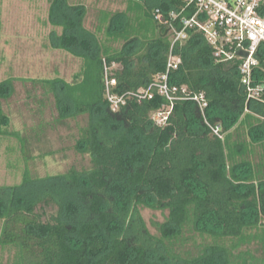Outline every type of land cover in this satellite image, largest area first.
Here are the masks:
<instances>
[{
	"label": "trees",
	"instance_id": "1",
	"mask_svg": "<svg viewBox=\"0 0 264 264\" xmlns=\"http://www.w3.org/2000/svg\"><path fill=\"white\" fill-rule=\"evenodd\" d=\"M48 2L53 24L63 28L52 46L83 64L73 82H36L54 94L59 119L89 116L76 149L90 156L92 167L44 178H33L27 167L20 185L0 188V264L6 252L10 264H264L239 252L254 241L264 250V103L248 101L240 61L219 62L204 36L190 30L175 47L182 63L170 84L205 93L209 105L204 116L197 102L178 101L159 126L154 114L168 100L129 96L113 110L105 67H122L111 70L115 93L147 88L166 70L167 23L172 12L183 11L184 0H127L124 12H102L95 32L84 26V6ZM157 8L163 22L155 19ZM258 57L264 65V47ZM13 81L0 83V98L11 96ZM254 81L264 82V71L256 70ZM6 123L0 118V134L8 133ZM208 123L220 125L224 138ZM258 148L256 163L250 156ZM49 208L55 214L43 220ZM143 208L168 212L160 237L148 229ZM187 232L202 240L196 254L177 250Z\"/></svg>",
	"mask_w": 264,
	"mask_h": 264
},
{
	"label": "rangeland",
	"instance_id": "2",
	"mask_svg": "<svg viewBox=\"0 0 264 264\" xmlns=\"http://www.w3.org/2000/svg\"><path fill=\"white\" fill-rule=\"evenodd\" d=\"M67 1L70 5L85 7L84 26L93 32L102 12H124L127 7V0ZM121 23L122 18H119L115 26ZM62 33L63 28L54 25L50 18L48 0H0V83L14 79L11 96L0 98V118L7 119L2 129L8 132L0 134V188L20 185L27 167L33 178L63 174L71 168L81 171L92 167L90 156L76 149L80 129L88 125L89 116L59 119L54 94L36 82L55 78L73 82L74 75L80 72L83 64L80 57L52 46L53 36ZM121 69V65L111 68ZM13 133H19L21 138ZM259 152L258 148L256 156L250 159L259 162ZM141 213L151 234L160 237L159 226L165 223L168 212L143 208ZM51 214H55V210L49 208L43 220ZM2 227L0 221V235ZM186 236L188 240L178 247V252L196 254L201 238L188 232ZM240 251L250 252L257 259L264 258L262 244L258 241L243 245ZM1 263L10 264L7 252Z\"/></svg>",
	"mask_w": 264,
	"mask_h": 264
},
{
	"label": "built area",
	"instance_id": "3",
	"mask_svg": "<svg viewBox=\"0 0 264 264\" xmlns=\"http://www.w3.org/2000/svg\"><path fill=\"white\" fill-rule=\"evenodd\" d=\"M185 7L181 13L172 12L167 23L171 35L165 72L160 73L155 81L140 92H129L123 95L115 93L118 85L112 77L111 68L105 67V85L107 98L113 110L117 111L127 103V97L152 100L156 94L165 97L169 104L154 114L157 125L165 126L178 101H195L203 115L208 107L205 93L193 94L186 86L170 84V74L179 69L182 58L175 53V47L189 38V31L195 30L202 34L206 41L215 49V58L221 63L239 60V71L242 84L246 87L248 101L264 103V82L254 81L256 70L264 71L258 53L264 47V0H184ZM191 16L183 12L193 9ZM155 19L163 22L160 8L155 10ZM179 21L181 29L177 28ZM209 124V123H208ZM213 134L224 138L220 125L209 124Z\"/></svg>",
	"mask_w": 264,
	"mask_h": 264
},
{
	"label": "water",
	"instance_id": "4",
	"mask_svg": "<svg viewBox=\"0 0 264 264\" xmlns=\"http://www.w3.org/2000/svg\"><path fill=\"white\" fill-rule=\"evenodd\" d=\"M168 32H169V31L167 30V31H166V34H168Z\"/></svg>",
	"mask_w": 264,
	"mask_h": 264
}]
</instances>
